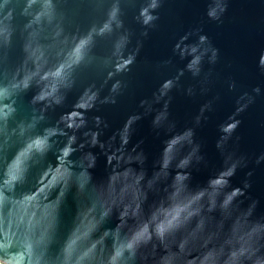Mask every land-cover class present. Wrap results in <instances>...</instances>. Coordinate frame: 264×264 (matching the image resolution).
<instances>
[{
    "label": "clouds",
    "instance_id": "obj_1",
    "mask_svg": "<svg viewBox=\"0 0 264 264\" xmlns=\"http://www.w3.org/2000/svg\"><path fill=\"white\" fill-rule=\"evenodd\" d=\"M166 2L88 0L102 19L84 31L65 36V47L53 63L22 73L18 70L11 75L0 66V127L8 126L24 109V97L33 87L37 90L28 99L29 105L46 102L49 106L61 105L66 93L79 88L85 76L91 79L83 87L74 109L90 111L98 104L117 105L132 88L133 70L138 66L145 41L160 28L161 10ZM230 4L231 0H208L207 19H201L193 29L197 36L193 47L185 48L186 40L182 37L173 45L169 57L155 63L144 61L146 69L160 75L171 69L174 56L187 63L164 81L162 90L154 94L152 101H141L142 107L151 110L153 103L170 104V93L174 90L188 96H208L221 82L234 95L238 115L258 99L264 100V82L247 87L236 76L222 78L216 70L221 63V52L206 33L205 25L214 22L222 26ZM65 20L58 12L56 0H0V23L11 26L16 33L46 22L54 25L60 35L64 32ZM4 31L8 34L7 27ZM261 71L264 72V64ZM183 73L191 75L195 82L192 86L183 87ZM221 99L219 94L212 96L201 106L194 125L166 142L162 159L151 176L142 168L125 169L127 176L116 169L110 170L106 180L97 182L86 167H76L72 181L75 196L81 198L78 208L93 214L96 220L89 231H82L75 220L61 231L58 224H42L25 214L24 205L29 203L25 198L30 195L33 184L48 172L47 155L53 148L54 135H49V127L38 130L44 118L35 108L14 121L9 131L16 133L15 147L10 154L0 151V264H264V216L253 215L255 204L230 221L217 215L218 211L222 213L231 208L236 196L243 194L238 188L230 192L224 189L237 168L246 166V157L230 156L228 167L204 186L194 188L190 184V169L204 162L196 129L206 119L205 113ZM241 123L237 119L230 125L227 139ZM160 124L161 117H155L153 125ZM86 126V120H82L80 127ZM3 142L4 138L0 137V143ZM225 142L226 137L222 136L217 148L221 149ZM178 145H187L190 150L176 163L177 172L167 185L157 189L158 177L168 175L173 150ZM143 159L144 154L138 153L132 162L139 164ZM259 160H264V154ZM114 176L123 181L119 188ZM129 179L132 185L128 184ZM128 190L145 200L153 193L158 198L151 203L144 219L127 230L123 224L124 207L120 209L121 223L103 227L112 213L105 197L110 192ZM101 227L103 231H99ZM94 232L99 233L95 238Z\"/></svg>",
    "mask_w": 264,
    "mask_h": 264
},
{
    "label": "water",
    "instance_id": "obj_2",
    "mask_svg": "<svg viewBox=\"0 0 264 264\" xmlns=\"http://www.w3.org/2000/svg\"><path fill=\"white\" fill-rule=\"evenodd\" d=\"M56 3L58 12L66 17L64 32L60 35H57L54 25L46 22L22 33H16L11 26L0 23V66L6 68L9 75L33 67L46 68L65 47V36L84 31L91 23L102 19L88 0H56ZM208 7V0H167L161 10L160 28L145 41L138 66L133 70L132 88L115 106L98 104L90 111L74 109L83 87L91 79L89 76L83 78L79 88L66 93L61 105L49 106L47 102L29 105L27 101L37 89L33 87L27 93L24 109L9 121L8 126L0 127V137L4 138V142L0 143V151L10 154L14 149L16 133L9 131V127L32 108L44 118L39 122L38 130L49 127V135H54V139L53 148L47 155L48 172L33 184L30 195L25 198L29 201L23 208L25 214L42 224H58L61 231L74 220L80 224L82 231L91 230L96 220L93 214L82 207L78 208L81 198L75 196L72 181L75 168L86 167L97 182L106 180L110 170L116 169L127 176L125 169L131 171L133 168H142L151 176L162 159L166 142L193 126L201 106L219 94L222 99L205 113L206 119L196 129V139L202 146L204 162L190 169V184L194 188L204 186L210 178L228 167L230 156L246 157V166L237 168L227 189H224L230 192L238 188L243 194L236 196L231 208L224 209L222 213L218 211L217 215L230 221L240 215L242 210L255 204L253 215L264 216V160L258 162L264 154V100L258 99L255 105L238 115L234 95L228 93L221 82L208 96H188L174 90L170 93V104L153 103L151 110L141 106V101H152L154 94L162 90L164 81L187 63L174 56L171 69L160 75L146 69L144 61L155 63L169 57L173 45L180 42L182 37L186 40L185 48L193 47L197 40L194 26L201 19H207L205 12ZM131 19L130 14V22ZM6 27L8 34L4 31ZM205 31L220 49L221 63L216 70L222 78L234 75L247 87L264 82V72L261 71V64H264V0H231L224 24L218 27L214 22L207 23ZM182 75L183 87L195 83L190 74ZM157 116L161 117V124L154 126L153 120ZM164 116H167L166 120ZM97 117L101 119L98 121ZM237 119L242 123L227 139L230 125ZM82 120L87 122L84 128L80 127ZM221 128L224 129L223 133ZM57 131L58 135L55 134ZM222 136L226 137V142L218 149L217 141ZM189 150L187 145L174 148L168 175L161 174L158 177L157 189L166 186L172 179L177 172L176 163ZM138 153H143L144 159L136 164L132 158ZM113 180L117 188L123 183L116 176ZM246 183L250 187L245 188ZM128 184H133L132 179H129ZM157 198L156 193L145 200L142 195L137 196L131 190L124 193L110 192L105 197V203L112 213L103 227H114L121 223L120 209L124 207L126 220L123 224L127 230L144 219L151 203ZM141 202L142 207L139 206ZM133 204L137 207L133 208ZM103 227L99 231H103ZM98 235V232L93 233L94 238Z\"/></svg>",
    "mask_w": 264,
    "mask_h": 264
}]
</instances>
